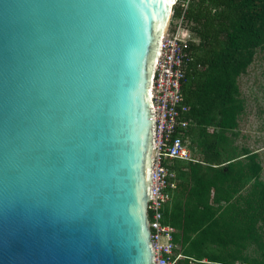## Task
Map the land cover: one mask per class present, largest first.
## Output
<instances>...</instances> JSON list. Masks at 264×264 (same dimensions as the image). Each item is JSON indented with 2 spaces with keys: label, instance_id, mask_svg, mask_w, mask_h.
I'll return each instance as SVG.
<instances>
[{
  "label": "water",
  "instance_id": "obj_1",
  "mask_svg": "<svg viewBox=\"0 0 264 264\" xmlns=\"http://www.w3.org/2000/svg\"><path fill=\"white\" fill-rule=\"evenodd\" d=\"M170 3L0 0V264H153L149 84Z\"/></svg>",
  "mask_w": 264,
  "mask_h": 264
},
{
  "label": "trees",
  "instance_id": "obj_2",
  "mask_svg": "<svg viewBox=\"0 0 264 264\" xmlns=\"http://www.w3.org/2000/svg\"><path fill=\"white\" fill-rule=\"evenodd\" d=\"M203 1H195L199 8L197 12L186 7L183 14L185 21L194 24L190 29L198 43L192 45V50L196 62L203 67L202 71L187 80L183 89L193 127L197 129V138L199 143L205 144V129L208 126H214L221 132L234 128V117L239 108L234 98V81L249 64L251 49L264 43V0H205L209 8L201 7ZM181 10L176 7L174 16H179ZM189 133L191 135L192 132ZM213 139L216 141L207 144L206 149L214 148L221 137L217 134ZM245 157L252 159L251 156ZM232 159L221 166L223 176ZM258 170L259 167L250 161L247 174L240 173V178L247 177V182L253 179L251 189L243 199L245 207L238 210L236 218L225 220L219 216L222 222L219 227L206 203L209 188L213 185L197 176L193 167L189 168L191 186L184 201L172 203L171 198L170 206L163 211L164 222L179 231V236H174V242L179 243L182 255L187 258L179 264H189L188 259L195 264H204L200 262L202 260L209 264H231L228 253L226 256L212 253L207 244L216 248H227L228 245L242 248L246 242H251L260 249L264 247L256 231L257 225L264 227V188L257 181ZM214 197L218 202H228L229 199L227 194H220L219 191H214ZM249 264L264 262L252 261Z\"/></svg>",
  "mask_w": 264,
  "mask_h": 264
},
{
  "label": "rangeland",
  "instance_id": "obj_3",
  "mask_svg": "<svg viewBox=\"0 0 264 264\" xmlns=\"http://www.w3.org/2000/svg\"><path fill=\"white\" fill-rule=\"evenodd\" d=\"M195 1L197 0H176L171 12L176 7L182 8L181 5L197 12L199 8ZM189 3L191 4L189 5ZM209 6V3L205 0L201 4V7L204 8H209ZM175 19L176 16L172 14L165 28L172 27ZM191 24L194 26L193 22ZM250 52L249 64L234 81L236 87L234 98L239 106L234 117V128L221 132L214 126H208L205 129V140L207 142L202 144L199 143V138H197V129L192 127L188 149L190 156L197 162H177L172 166V170L176 175V188L174 195H172V203L184 201L186 191L191 186L189 168L193 167L197 176H201L202 180L211 182L213 185L209 188L206 203L210 206L217 219L216 225L219 227L222 226L219 216L225 220L236 218L238 210L245 207L243 199L250 191L253 179L247 182V177L240 178L239 175L247 172V165L250 161L259 167L256 178L264 188V43L255 49H251ZM217 134L221 137L220 143L216 144L214 148L206 149L207 144L216 141L213 138ZM245 156H251L252 159L249 160V157ZM231 158L233 159L230 161V168L228 169L226 166V174L223 176L220 173L221 166L227 164L226 160ZM214 191L227 194L228 202H218L214 197ZM190 204L193 205L191 201ZM171 228L174 230L173 244L180 247L179 243L174 242V236H179V231L173 227ZM256 231L260 241L264 242V227L257 225ZM207 246L212 253L219 252L223 256L228 253L227 256H229L231 264H242V262L249 264L252 261L264 262V247L260 249L251 242H246V245L242 248H236L233 245H228L227 248H216L211 244H207ZM188 260L189 264H195L190 259ZM200 262L209 264L205 263L204 260Z\"/></svg>",
  "mask_w": 264,
  "mask_h": 264
},
{
  "label": "built area",
  "instance_id": "obj_4",
  "mask_svg": "<svg viewBox=\"0 0 264 264\" xmlns=\"http://www.w3.org/2000/svg\"><path fill=\"white\" fill-rule=\"evenodd\" d=\"M176 0L172 7L175 5ZM172 27H167L150 74L149 99L152 125V160L150 161V197L145 216L149 230L153 264H179L184 259L180 247L173 244L174 230L164 222V208L176 188L172 166L177 162L196 163L188 149L194 126L189 105L185 101L184 85L203 70L196 62L192 45L198 39L184 20L185 5ZM173 11L170 12L171 17Z\"/></svg>",
  "mask_w": 264,
  "mask_h": 264
},
{
  "label": "bare ground",
  "instance_id": "obj_5",
  "mask_svg": "<svg viewBox=\"0 0 264 264\" xmlns=\"http://www.w3.org/2000/svg\"><path fill=\"white\" fill-rule=\"evenodd\" d=\"M174 1L175 0H171V3L170 4H167V6H169L168 8H172V5L174 4Z\"/></svg>",
  "mask_w": 264,
  "mask_h": 264
}]
</instances>
